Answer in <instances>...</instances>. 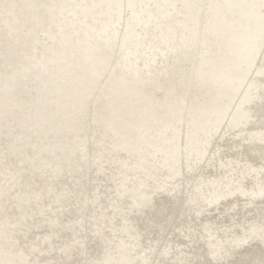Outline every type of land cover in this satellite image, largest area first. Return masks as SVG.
I'll return each instance as SVG.
<instances>
[{
    "label": "rangeland",
    "instance_id": "rangeland-1",
    "mask_svg": "<svg viewBox=\"0 0 264 264\" xmlns=\"http://www.w3.org/2000/svg\"><path fill=\"white\" fill-rule=\"evenodd\" d=\"M250 13L237 0H0V250L97 264L125 239L132 264H262L264 7ZM123 103L178 125L182 150L204 147L173 177L160 168L144 205L134 171L119 195L106 126Z\"/></svg>",
    "mask_w": 264,
    "mask_h": 264
},
{
    "label": "bare ground",
    "instance_id": "bare-ground-1",
    "mask_svg": "<svg viewBox=\"0 0 264 264\" xmlns=\"http://www.w3.org/2000/svg\"><path fill=\"white\" fill-rule=\"evenodd\" d=\"M237 1L240 5L247 7L251 12L249 14L250 17H253L252 14L254 15L258 12L260 6L264 7V0ZM260 26V23L255 20V24L251 26L252 30L248 31L246 34V43L248 45L251 44V40L257 42V40L261 38ZM111 98L112 97H109V113L111 112ZM119 105H125L123 111L124 115L119 116L123 119H120L118 114L112 113L116 116L110 117V121L106 126L107 129L113 132V138L115 139V141L111 142L110 147L112 157L114 158L113 160L119 165L120 172L123 174L119 195L126 190V183L128 181L127 171H134L135 178H137L136 184L133 186L135 194L134 202L135 204L144 205L140 200L142 196L141 187L144 186L148 180H152L160 168H167L170 171V176L173 177L179 174V165L183 159L191 157L194 152L203 151L204 147L196 146V144L187 137V148L182 150L180 145L181 130L178 125H172L167 121L161 122L160 120H154L147 110H138L136 104H132L131 107L124 103ZM79 146L83 147V141L79 143ZM102 148L103 146L101 149ZM121 150H124L126 155L122 158L116 157V154ZM134 158H136V160H134ZM155 159H159L157 161L159 164L154 165V162V166H149V161H156ZM215 183H217V181ZM203 184L204 182L198 184L200 186L198 189H200ZM217 185L219 186V184ZM157 186L160 187L161 185L158 184ZM259 190L264 192V184ZM22 193L23 190L20 191L19 196L22 195ZM54 224L57 225L56 223ZM121 230L126 235L125 226L122 227ZM134 249L132 245H129L124 239L121 241L116 254L106 253L102 261L97 264H132L137 256ZM0 252V264H10L12 262L16 264L23 263L22 257L18 256L13 250L1 249ZM152 252L153 250L151 253ZM149 254L145 256V262L149 260Z\"/></svg>",
    "mask_w": 264,
    "mask_h": 264
},
{
    "label": "snow or ice",
    "instance_id": "snow-or-ice-1",
    "mask_svg": "<svg viewBox=\"0 0 264 264\" xmlns=\"http://www.w3.org/2000/svg\"><path fill=\"white\" fill-rule=\"evenodd\" d=\"M262 239H264V236H262ZM262 264H264V262H262Z\"/></svg>",
    "mask_w": 264,
    "mask_h": 264
}]
</instances>
